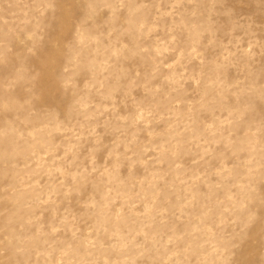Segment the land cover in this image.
<instances>
[{"label": "rangeland", "instance_id": "374dc122", "mask_svg": "<svg viewBox=\"0 0 264 264\" xmlns=\"http://www.w3.org/2000/svg\"><path fill=\"white\" fill-rule=\"evenodd\" d=\"M0 264H264V0H0Z\"/></svg>", "mask_w": 264, "mask_h": 264}]
</instances>
